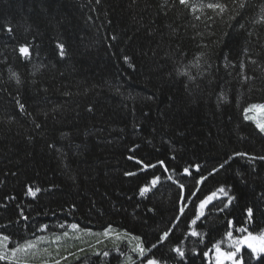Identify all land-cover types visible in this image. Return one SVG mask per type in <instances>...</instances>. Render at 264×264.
<instances>
[{
    "label": "trees",
    "instance_id": "1",
    "mask_svg": "<svg viewBox=\"0 0 264 264\" xmlns=\"http://www.w3.org/2000/svg\"><path fill=\"white\" fill-rule=\"evenodd\" d=\"M215 2L222 16L199 9ZM190 3L196 12L179 0H0V237L10 249L61 236L44 249L49 264H129L138 243L160 264H206L215 244L231 250L228 231H264V161L236 155H264V134L245 118L264 104V0ZM71 231L81 241L62 242ZM33 260L22 264L44 262ZM245 264L261 261L245 250Z\"/></svg>",
    "mask_w": 264,
    "mask_h": 264
},
{
    "label": "snow or ice",
    "instance_id": "2",
    "mask_svg": "<svg viewBox=\"0 0 264 264\" xmlns=\"http://www.w3.org/2000/svg\"><path fill=\"white\" fill-rule=\"evenodd\" d=\"M179 3L181 5H184L185 7H190L192 9L193 12H196L198 10L197 6L192 5L190 3V0H179ZM241 8L245 7V4L243 2L240 3L239 5ZM208 8L211 9L213 12H215L217 15H223L226 11H227V7L226 5L219 3V2H215V3H208L206 5H200L199 9L202 11L203 8ZM196 19H200V16H197ZM208 19H213V17L209 16ZM262 20H264V18H262ZM6 31L8 32V34H13V29L11 26L6 28ZM205 47H207V45H205ZM60 48V54L63 56L64 54V50H63V45H59ZM19 53L21 54V56L24 59H30L31 57V49L29 47L28 44H23L19 47L18 49ZM127 59V58H125ZM197 60L199 61V58H197ZM251 63L255 64L256 61L253 60L251 61ZM241 68H243V65H241ZM187 74V73H185ZM245 79H247V77H245ZM23 105H21V109H23ZM264 111V104H252L250 105L248 108L245 109V118L246 119H252V117L247 116L248 112H253V111ZM255 125L256 128L259 130L260 133L264 134V122L261 121H255ZM236 155L238 156H244L247 159L251 160V161H255L257 159L264 161V155L261 156H249L247 153H237ZM129 159H133V157H129ZM137 163H141V161H137ZM163 163V162H161ZM223 164L220 165L221 168H223ZM144 167H155V165H144ZM197 171H199V166H196ZM167 170V169H165ZM218 170V169H217ZM188 169L185 168L184 172L188 173ZM212 173H210L211 175ZM126 175H135V173H126ZM207 177H201L200 180L197 181V183L202 184L204 182V180ZM169 179H171V177H169ZM159 181V177H154L151 184L154 186L157 182ZM181 189H183V185H180ZM151 189L148 186H145L144 188L141 189L140 191V195L144 196L145 193L149 192ZM40 189L37 188L35 189V191H33V189L31 187L28 188V192L30 195H32L33 197H35L36 193L39 192ZM219 193H223L225 196L227 195V193L225 192V189L223 187L218 189ZM218 198V194L217 192H212L210 195H207L206 197H204L199 205H198V210L200 213V216H203L205 214V209L207 208L208 205L212 204L214 199ZM232 201V197H228V201L227 203L224 205V207H227L228 205L231 204ZM220 211H223L224 208H220ZM180 214L182 215L184 212L183 207H181L179 209ZM247 215L249 218L252 217L253 215V209L252 208H248L247 209ZM24 219H27V217H24ZM196 220L192 221V224H195ZM71 228L73 230H78V225L76 224H72ZM239 232L241 233H247L246 235H243L239 238H235L233 236V232L232 231H228L226 233L229 244H228V248L231 249L230 251H223L221 249V244L217 243L214 245L215 247V251H216V264H245V250H247V255L249 257V261L251 259H256L258 261H261V264H264V260H262L261 258L264 257V231L260 232L259 234H254L251 231H248V229L246 228H239L237 229ZM111 231V229H109V231H106L103 233V235L105 237H107L109 235V232ZM192 236H199L200 233L193 231L191 233ZM169 236V232L165 231L163 233V235L159 238L160 242L162 243L163 241L167 240ZM132 239L134 240H139V237H132ZM8 243H9V237L8 236H2L0 237V248H4L6 249L8 247ZM157 245L153 244L151 247L155 248ZM35 244L33 243H28L26 245L23 246V248H17L16 251H26L29 248H34ZM181 258H183L185 256L184 251H182L179 247L173 249ZM133 251H136L140 254V256L143 258L146 254V252L148 251V249H146L143 246V243H138L136 245L135 248H133ZM209 253L205 252L204 255L207 256ZM11 255L15 256V252L11 253ZM96 255H101V253H96ZM104 256H108V252H103ZM6 257L2 254H0V259H5ZM57 264H59V262H57ZM147 264H159V261L153 258H149L147 259Z\"/></svg>",
    "mask_w": 264,
    "mask_h": 264
},
{
    "label": "rangeland",
    "instance_id": "3",
    "mask_svg": "<svg viewBox=\"0 0 264 264\" xmlns=\"http://www.w3.org/2000/svg\"><path fill=\"white\" fill-rule=\"evenodd\" d=\"M247 116L252 117V122L255 124V121H261L264 122V111H253V112H248ZM82 234L81 232L78 231H71V233H68L66 237H63L64 243L74 241L79 242L81 241ZM61 236L59 238H48L42 236V238L36 239V241H33L31 243L35 244L34 248H29L26 251H16L17 248L10 249L9 248V243L8 247L6 249L0 248V254L4 255L6 258L1 259L3 264H22L24 261H30L33 259L43 261V264H46L48 262L47 258V252H44V249L47 247L49 242H60ZM67 238V240H65ZM18 248H23V247H18ZM15 252V256L11 255V253ZM49 264V263H47Z\"/></svg>",
    "mask_w": 264,
    "mask_h": 264
},
{
    "label": "flooded vegetation",
    "instance_id": "4",
    "mask_svg": "<svg viewBox=\"0 0 264 264\" xmlns=\"http://www.w3.org/2000/svg\"><path fill=\"white\" fill-rule=\"evenodd\" d=\"M107 261L109 262L108 264H118V263H120L119 261H117L115 263L113 258H110V257L107 258L106 262ZM202 261L204 263H206V264H216V260L212 259V256L209 255V254L207 256H205L204 258H202ZM172 263H173V261H172ZM0 264H2L1 261H0ZM129 264H147V257L146 256H144L143 258L142 257H140V258L138 257V258H136V260L134 262H130ZM173 264H175V263H173ZM176 264H178V263H176Z\"/></svg>",
    "mask_w": 264,
    "mask_h": 264
},
{
    "label": "bare ground",
    "instance_id": "5",
    "mask_svg": "<svg viewBox=\"0 0 264 264\" xmlns=\"http://www.w3.org/2000/svg\"><path fill=\"white\" fill-rule=\"evenodd\" d=\"M3 263V262H2Z\"/></svg>",
    "mask_w": 264,
    "mask_h": 264
}]
</instances>
